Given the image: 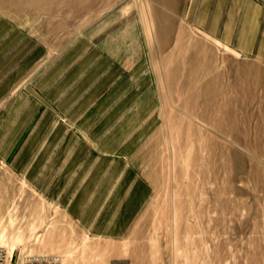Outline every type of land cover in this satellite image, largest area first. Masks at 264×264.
Segmentation results:
<instances>
[{
  "label": "rangeland",
  "instance_id": "rangeland-1",
  "mask_svg": "<svg viewBox=\"0 0 264 264\" xmlns=\"http://www.w3.org/2000/svg\"><path fill=\"white\" fill-rule=\"evenodd\" d=\"M185 5L0 0L51 44L90 33L122 55L147 53L161 94L140 164L153 193L122 240L88 237L0 161V248L65 264H264V61L198 32Z\"/></svg>",
  "mask_w": 264,
  "mask_h": 264
},
{
  "label": "crops",
  "instance_id": "crops-1",
  "mask_svg": "<svg viewBox=\"0 0 264 264\" xmlns=\"http://www.w3.org/2000/svg\"><path fill=\"white\" fill-rule=\"evenodd\" d=\"M185 6L198 32L264 61V0ZM156 79L145 52L122 55L90 33L51 44L0 8V161L88 237L122 240L153 193L140 164L161 107Z\"/></svg>",
  "mask_w": 264,
  "mask_h": 264
},
{
  "label": "built area",
  "instance_id": "built-area-1",
  "mask_svg": "<svg viewBox=\"0 0 264 264\" xmlns=\"http://www.w3.org/2000/svg\"><path fill=\"white\" fill-rule=\"evenodd\" d=\"M0 264H65L63 257L58 254L32 255L26 252H9L0 248Z\"/></svg>",
  "mask_w": 264,
  "mask_h": 264
}]
</instances>
